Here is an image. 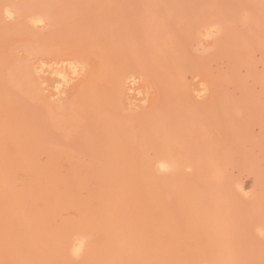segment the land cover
Instances as JSON below:
<instances>
[{
	"label": "rangeland",
	"instance_id": "1",
	"mask_svg": "<svg viewBox=\"0 0 264 264\" xmlns=\"http://www.w3.org/2000/svg\"><path fill=\"white\" fill-rule=\"evenodd\" d=\"M0 264H264V0H0Z\"/></svg>",
	"mask_w": 264,
	"mask_h": 264
},
{
	"label": "bare ground",
	"instance_id": "2",
	"mask_svg": "<svg viewBox=\"0 0 264 264\" xmlns=\"http://www.w3.org/2000/svg\"><path fill=\"white\" fill-rule=\"evenodd\" d=\"M8 16H10V14L8 12H6ZM34 23H41L40 20H32ZM68 67L64 68L63 67H57V68H52L50 71H43V73H48L49 75H51L52 77H54V87H53V96L57 97L60 96L64 93V89H66V87H68L72 81H74L80 74V69H78V67L75 64H68ZM52 88V87H51ZM137 94V93H136ZM159 168L163 169L165 168V166L163 164H160Z\"/></svg>",
	"mask_w": 264,
	"mask_h": 264
}]
</instances>
